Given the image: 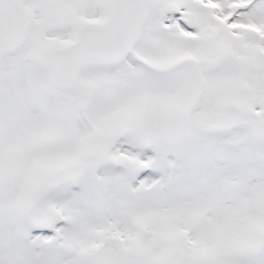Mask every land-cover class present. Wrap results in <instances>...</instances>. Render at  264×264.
Listing matches in <instances>:
<instances>
[{
  "label": "snow or ice",
  "instance_id": "6c2138e0",
  "mask_svg": "<svg viewBox=\"0 0 264 264\" xmlns=\"http://www.w3.org/2000/svg\"><path fill=\"white\" fill-rule=\"evenodd\" d=\"M0 264H264V0H0Z\"/></svg>",
  "mask_w": 264,
  "mask_h": 264
}]
</instances>
